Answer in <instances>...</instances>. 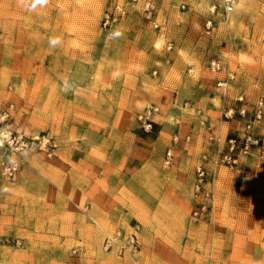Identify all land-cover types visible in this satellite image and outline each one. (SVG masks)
<instances>
[{
	"label": "rangeland",
	"instance_id": "374dc122",
	"mask_svg": "<svg viewBox=\"0 0 264 264\" xmlns=\"http://www.w3.org/2000/svg\"><path fill=\"white\" fill-rule=\"evenodd\" d=\"M114 1L0 0V126L28 140L20 150L0 145V264H264L258 147L236 168L215 160L264 96V0H157L162 29L139 4L109 37L101 19ZM149 105L160 112L146 132L137 115ZM256 133L264 143V120ZM42 137L56 143L50 155ZM204 153L213 199L194 220L191 180ZM17 156L7 179L2 165ZM76 160L88 169H74ZM86 196L94 211L82 207ZM111 208L127 213L121 227L139 222L135 257L102 249Z\"/></svg>",
	"mask_w": 264,
	"mask_h": 264
},
{
	"label": "built area",
	"instance_id": "2783aa9c",
	"mask_svg": "<svg viewBox=\"0 0 264 264\" xmlns=\"http://www.w3.org/2000/svg\"><path fill=\"white\" fill-rule=\"evenodd\" d=\"M141 4V11L145 19L155 29H162L166 25V19H158L157 17V0H116L113 2L111 8L102 16L101 29L109 37H112L116 31L119 22L128 16L131 12L137 10L138 5ZM177 7L184 9L186 7L185 2L180 1ZM225 12L228 13L232 10L230 4L225 5ZM213 23L211 20L205 22V33L209 34L212 31ZM172 47V41H167L166 48ZM210 67L212 70L219 69L220 64L216 59L210 61ZM156 72V71H154ZM231 109L228 110L230 113ZM159 107L156 105L146 106L137 115V120L141 128L146 132H151L154 129L155 120L154 114L159 113ZM200 113V110H198ZM241 116H246L245 108L239 110ZM7 113H4L0 117V122L4 120ZM264 120V96L260 95L252 109L251 116L245 119L241 131L235 135L227 138L226 146L224 150L215 159L216 162L223 163L230 168H236L241 162L243 157L252 154V149L258 147L257 152V165L256 170L259 173H264V143L260 142L261 139L256 133V128L262 124ZM200 123L205 126L208 131V139L213 140L212 129L210 124L203 118ZM174 136L173 140H176ZM186 143L190 140V134L184 137ZM39 141V146L46 148L48 154H51V148L56 146L54 141L50 142L49 138L42 137ZM0 145L3 148H11L14 150H20L23 147L28 146V140L21 138V135H15L12 130L7 126H0ZM172 157V150L169 148L166 152V163H169ZM207 155L204 153L201 155L200 160L195 165V176L193 180V206L191 209V217L194 220L204 219L209 214L211 206V199H213V191L209 186V172L206 168ZM21 159L20 157H12L2 165V174L7 179H13L17 171L20 169ZM139 224H133L129 228L116 227L110 231H106L102 239V249L106 252L114 253L116 256H133L141 249L139 240ZM77 252V249H73V253Z\"/></svg>",
	"mask_w": 264,
	"mask_h": 264
},
{
	"label": "crops",
	"instance_id": "0c3cea01",
	"mask_svg": "<svg viewBox=\"0 0 264 264\" xmlns=\"http://www.w3.org/2000/svg\"><path fill=\"white\" fill-rule=\"evenodd\" d=\"M162 132V129H160V131H159V133H161ZM161 136L159 135L158 136V138H160ZM185 145H188V144H185ZM72 167H74V169H76V170H78L79 172L80 171H82V170H84V169H88V167H86L85 166V164H83L80 160H76V161H72ZM23 183H17V185H22ZM94 185H95V183L92 181V180H89L88 181V183H85L84 184V192H86V193H90L92 190H93V188H94ZM213 188H214V185H213ZM46 189H47V191L49 192V190H50V186H49V183L47 184V186H46ZM69 190H70V192H72V195H73V199H75V200H77L76 202H75V204L76 205H79V201H80V199L81 198H83V193H82V191H80V186H77L75 183L72 185V184H70L69 185ZM192 192H193V178H192V180H191V209H192V206H193V198H192ZM84 198H86L85 200H88L89 201V203L90 204H86V203H84L83 205H82V207H84V206H86V208H88V210L87 211H94V207H93V201H90V198L89 197H84ZM119 200V199H118ZM122 199H120L119 201H121ZM112 201H114V200H112ZM116 201V200H115ZM117 205H121V206H123V203H120V202H118L117 201ZM106 209L108 210V207H107V205H106ZM190 209V210H191ZM83 212H85L84 210H82ZM45 213H46V211H44V210H42V213H41V215H45ZM96 214L97 215H100L101 213H98V212H96ZM75 215H76V213H75ZM73 216H74V212H73ZM107 216H108V220H109V222L112 224V228H109V229H107V230H105V231H110V230H112V229H114V228H116V227H121L119 224H120V221L122 220V219H127V213H122V212H119L118 210H115V209H113V208H111V210H109L108 212H107ZM134 224H139V222H135ZM129 226H131V225H129ZM191 234V232L190 231H188L187 232V234ZM73 240V239H72ZM140 251H141V249H140ZM139 251V252H140ZM107 253H110V252H107ZM251 257H247V258H244V260L246 261H251ZM102 262H104V261H102ZM216 263H212V264H222V263H220L218 260L217 261H215ZM123 263H125V264H131V263H129V262H127V261H123ZM101 264H103V263H101ZM138 264H145L144 262H142V263H138ZM240 264H242V263H240Z\"/></svg>",
	"mask_w": 264,
	"mask_h": 264
}]
</instances>
